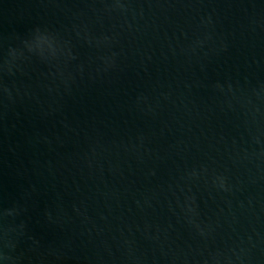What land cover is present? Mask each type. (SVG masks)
<instances>
[{"label": "water", "instance_id": "obj_1", "mask_svg": "<svg viewBox=\"0 0 264 264\" xmlns=\"http://www.w3.org/2000/svg\"><path fill=\"white\" fill-rule=\"evenodd\" d=\"M0 264H264V0H0Z\"/></svg>", "mask_w": 264, "mask_h": 264}]
</instances>
